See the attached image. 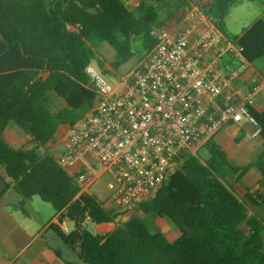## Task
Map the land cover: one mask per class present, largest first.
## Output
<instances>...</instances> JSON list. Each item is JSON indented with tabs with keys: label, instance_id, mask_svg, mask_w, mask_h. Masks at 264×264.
<instances>
[{
	"label": "trees",
	"instance_id": "1",
	"mask_svg": "<svg viewBox=\"0 0 264 264\" xmlns=\"http://www.w3.org/2000/svg\"><path fill=\"white\" fill-rule=\"evenodd\" d=\"M156 2L142 0L131 10L124 0H0V169L21 197L11 209L28 216L26 207L33 197L49 203L58 215L49 230L78 259L66 264H264V222L249 212L251 205L264 207V192L249 191L240 199L228 182L229 175L239 179L252 168L264 177V109L249 107L261 128L262 150L256 161L234 166L211 138L204 145L207 158L183 156L155 196L138 205L141 213H131L105 234L89 231L86 219L92 224L116 222L121 213L107 209L94 194L81 193L75 178L49 151L58 129L76 123L95 104L86 66L97 59L105 75H116L135 56L134 37L142 38V58L154 47L150 32L164 21L162 5L171 20L180 8L194 4ZM236 3L199 4L252 63L264 57V18L239 35H229L225 18ZM103 42L115 50L114 61L97 57ZM11 122L36 146H10L3 133ZM157 218L169 219L178 237L169 240L154 224ZM65 221L73 223L70 232L62 227ZM51 249L64 259L60 249Z\"/></svg>",
	"mask_w": 264,
	"mask_h": 264
},
{
	"label": "built area",
	"instance_id": "2",
	"mask_svg": "<svg viewBox=\"0 0 264 264\" xmlns=\"http://www.w3.org/2000/svg\"><path fill=\"white\" fill-rule=\"evenodd\" d=\"M150 34L154 47L116 84L98 67L86 66L95 104L76 123L64 125L57 157L81 193H91L105 176L108 201L121 213L138 211L183 156L196 154L224 126L246 119L255 127L253 137L261 132L249 107L264 93V77L227 89L248 61L243 47L221 32L200 4L184 6ZM224 57L238 63L230 75ZM88 223L89 218L84 226Z\"/></svg>",
	"mask_w": 264,
	"mask_h": 264
},
{
	"label": "crops",
	"instance_id": "3",
	"mask_svg": "<svg viewBox=\"0 0 264 264\" xmlns=\"http://www.w3.org/2000/svg\"><path fill=\"white\" fill-rule=\"evenodd\" d=\"M124 1L129 9L134 10L142 0ZM144 1H146L147 3L155 4L154 2H152L153 0ZM190 1L191 3L199 4L204 3L208 0ZM182 8H180L178 12H180ZM167 17L168 10H166L164 14L161 13V19L164 20L162 25L173 20H169ZM261 17L264 18V13ZM263 58L264 57L259 58L252 63L248 62L247 67L232 80L227 89L231 87H248L253 77H264V74H262L259 70L260 64L262 63H258L259 60H262ZM223 63L225 66H227V70L225 72V74L227 75H230L232 71L235 70L238 66L237 61L230 57H224ZM106 66L108 67V65ZM116 74L118 75V78L122 75L120 74V72ZM254 107L259 110L264 109V93L257 94ZM254 129V125L244 119L239 123H230L224 126L217 134L212 137V140L226 152L231 164H233L234 166L243 167L251 162L256 161L259 153L262 150L261 138L253 137L252 135ZM21 130L23 129L21 128ZM23 132L24 133L20 132L16 128L9 127L8 125L3 133V138L10 146L17 150L35 147L36 144L31 141L29 135L24 130ZM63 132L64 126H61L57 131L56 142L54 144H59L61 146V152L63 149V145L61 143V140L59 141V139H61ZM38 151L42 154L44 152V149L39 148ZM207 157L208 151L205 158ZM0 174L8 183L7 186L5 181L0 177V264H66L65 260L77 259L76 254L62 242L61 244L62 246H64L65 250V253H62L64 259L59 258L51 249V247L60 249L59 247H57V245L51 242V240L55 242L60 241L48 228V225L50 223L57 221L58 215L56 214L48 225L41 222L40 228L32 226V219L29 217L30 214H28L27 216L19 210L11 209V205L18 203L21 197L15 190L14 185L11 183V180L5 175L3 169H0ZM253 176L255 177V179H253ZM237 177V174L229 175L228 182L230 183L235 194L240 199H243L249 191L251 193L264 192V177L261 175L257 168L250 169L239 179ZM230 178L234 179L235 184L230 182ZM18 211L24 215V221H20L18 215L16 214V212ZM249 212L252 214H256L264 222V219L260 216H264V207L251 205ZM125 215L127 214H124V216ZM63 225L66 227L65 222L63 223ZM95 225L97 226L99 233L105 234L112 232L116 228L117 223L108 222ZM178 235L172 239L167 235L166 236L169 240H174L178 237Z\"/></svg>",
	"mask_w": 264,
	"mask_h": 264
},
{
	"label": "rangeland",
	"instance_id": "4",
	"mask_svg": "<svg viewBox=\"0 0 264 264\" xmlns=\"http://www.w3.org/2000/svg\"><path fill=\"white\" fill-rule=\"evenodd\" d=\"M171 1H177V0H171ZM155 4V0H153ZM168 9L167 6L162 5L160 7L161 13H165ZM264 13V2L261 1H248V0H237V3L231 8L229 14L225 18V25H226V31L229 35H239L244 28H247L251 25V23L256 20L257 18L261 17ZM178 15H180V12H178ZM132 42L134 44L135 48V56L131 58L127 63L123 64L120 67V74L124 75L129 70L135 66L141 59L142 55L144 54L145 50L142 46V38L141 37H134L132 39ZM97 57H103L106 60L114 61L116 59V52L113 49L110 44L107 42H103L98 47V54ZM258 63L260 64L259 70L262 74H264V58L262 60H259ZM92 64L96 67H98L97 59H94L92 61ZM113 72V70H111ZM107 79L113 83L116 84L118 75H112L107 74ZM243 124V123H242ZM9 127L16 128L20 132L24 133L21 128H19L14 122L9 123ZM60 141V139H59ZM256 141V140H252ZM61 146L58 145H52L49 148V151L52 152V154L55 157H58L61 152ZM42 151V150H41ZM195 155H199L201 158H205L207 156V149L202 146L199 148V150L196 152ZM253 179L255 177L253 176ZM231 183L235 184L234 179H229ZM106 181L107 178L101 177L100 180L91 188V193L94 194L100 201L104 202V205L107 209H113L118 213L119 212L116 208L112 206V204L109 203L108 197L110 195V191L106 188ZM27 212L30 214L31 224L32 226H35L36 228L41 227V222L44 224H49L51 220L55 217L56 212L53 209V207L44 201H42L39 197H33V199L29 202V204L26 207ZM137 212L136 210L129 212V213H121V216L116 220V223H120L122 221H125L129 214ZM18 215L20 221H24V215L21 212H16ZM124 214H127L124 216ZM263 219L264 216L260 215ZM57 222V221H56ZM154 224L158 226L162 231L169 237L174 238L178 235L179 231L176 228V226L167 218H157L154 220ZM65 225L67 227L66 232H70L73 229V223L70 221H65ZM87 229L93 233L99 232L97 229V226L92 223H88ZM51 242L57 247H59L62 250V253L64 254V246H62L61 242H55L51 240ZM78 260V259H73Z\"/></svg>",
	"mask_w": 264,
	"mask_h": 264
}]
</instances>
